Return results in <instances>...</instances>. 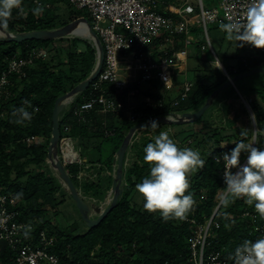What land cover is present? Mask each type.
Listing matches in <instances>:
<instances>
[{
    "label": "trees",
    "instance_id": "obj_1",
    "mask_svg": "<svg viewBox=\"0 0 264 264\" xmlns=\"http://www.w3.org/2000/svg\"><path fill=\"white\" fill-rule=\"evenodd\" d=\"M39 1L42 4H39ZM64 1L68 0H22L21 4H28V9L21 12V6L20 8H14L4 28L12 33L58 28L57 18L52 16L51 13H54L57 5ZM69 4L71 3L69 2ZM37 6H41L43 11L39 15H34L32 9ZM181 37H184V35ZM42 40L44 41V39ZM56 40L62 42L56 44ZM37 41L39 40L33 39L22 42L0 40V75L7 69L9 60L13 56L28 57L33 49L48 47L37 44ZM64 41L63 39L45 40L47 44L52 42V48L59 50L56 56L57 62L52 56L38 58L31 66L27 67L26 76L17 73L10 76L11 84L9 88L11 94L9 98L0 101V187H3L5 191L22 193L19 196V209L22 212L20 218L33 219L38 229L46 227L51 231L58 230V240L52 247V251L57 253L65 264H193L190 260L189 239L193 235L195 227L185 219L170 218L165 220L158 212L145 210L143 197H141L140 203L136 200L134 202L132 199L134 186L141 182L150 171L149 165L143 160V148L148 143L147 140H143L141 146H139L138 140L129 145L128 148L133 150L135 160L133 158L130 165L124 166L123 191L120 199L116 207L109 212L99 225L83 234H78L75 225L61 227L55 219H50L49 213L57 205L66 201V198L60 200L56 196V191L62 187V184L44 166L48 157L54 104L60 95L89 77L97 62V50L93 42H87V47L80 51H66L62 46ZM153 51L154 57H157L156 52L157 54L159 52L157 50ZM64 52H66L65 55H63ZM176 70L179 71V67ZM248 70L250 69H235L229 70V73L233 76ZM214 71H216L214 74L210 72V76L205 79L199 81L197 79L188 92L186 99L179 106L172 107L170 101H168V104L161 108L155 105H146L144 100H140L133 110L140 114L135 122L127 118L124 119L125 121L113 122L112 118H120L124 115H122L123 113L116 115L109 112L103 116L104 119H107L106 128L112 129L115 135L120 129L126 128L129 130L137 122L166 114L171 110L181 112L197 110L213 91L228 80L227 75L219 68ZM175 75L174 83L177 82ZM153 85L163 86L157 82ZM106 87L107 89L112 88L109 84H106ZM90 88L76 96L71 104L72 108L84 101ZM154 88L147 87L143 91V96L149 94L156 98H162L157 91H153ZM254 90L259 99L254 100L251 107L255 111L257 124L262 125L264 123V86ZM21 107L28 111L31 116L23 123H17L18 118L13 113L16 108ZM2 111L6 112L2 115ZM87 117L88 121L79 122L71 111H67L60 117V129L63 132L64 126L68 124L71 130L70 134L77 137L78 144L87 147L92 133L90 126L98 124L99 129L93 130L96 134L94 132L92 136L101 137L95 147V150L100 153L101 141H106L104 136L111 134H105L100 129V126H102L101 117L95 114V111L89 112ZM205 120L200 119L198 124L206 122ZM118 123L119 125H117ZM149 130H152V128ZM32 134L47 136V141L45 143L28 144L25 138ZM125 134H123V138ZM192 135L188 136H191L194 140L196 135ZM251 137L252 133L247 137L238 138L239 141L246 143ZM262 137L258 133L257 147H261L259 142L262 141ZM148 138L153 137L147 135L146 139ZM234 139V133L228 135L222 134L221 131L215 133L217 142ZM122 140L117 146V150L122 144ZM203 141L197 142L198 144L195 143V147L202 146L200 154L205 160V165L203 168H198V171L188 178L190 185L188 191L191 192L194 202L186 213L189 216L196 217L202 223L210 217L218 203L219 190L225 189L223 181L224 165L221 162L217 163L214 158L234 147V144H229L228 147L219 148L209 145L208 141ZM241 157L246 159L247 153L242 151ZM87 161L91 162L92 160L88 159ZM97 161H101L100 157ZM30 164H34V168H28L27 166ZM35 167H37L36 171ZM66 168L72 180L74 182L78 181L76 174L80 169V165L76 163L67 165ZM23 177H27L24 184L22 183ZM101 184L96 180H85L81 185V190L85 195L103 197L105 191H103ZM111 185L112 182L108 187ZM101 188L102 191H100ZM90 192L92 193L90 194ZM67 195L71 196L68 193ZM229 200L230 202L226 206L221 205V209L225 213L220 214L218 217L221 226L216 229L217 237L214 240V245L217 248L222 247L224 243L228 246L223 250V258L229 257L232 250L243 239L255 240L258 237L257 234L250 233L247 221L241 218L240 215L242 208L248 206L253 209L254 205L247 204L243 197H229ZM228 214H234V216L231 217ZM260 221H264V217L261 216ZM3 247L0 254V264H7L12 254L6 243Z\"/></svg>",
    "mask_w": 264,
    "mask_h": 264
},
{
    "label": "built area",
    "instance_id": "obj_2",
    "mask_svg": "<svg viewBox=\"0 0 264 264\" xmlns=\"http://www.w3.org/2000/svg\"><path fill=\"white\" fill-rule=\"evenodd\" d=\"M68 1L77 8L88 11L92 18L91 25L104 47L103 67L98 77L90 84L91 88L84 101L72 108L71 104L75 99L73 98L65 107L66 111H71L79 122L88 121L87 114L91 111H95L97 115L109 112L116 115L123 113V118L120 117L118 122L125 118L135 122L140 114L133 110L140 100H144L146 105L165 107L168 104L165 98H156L149 94L143 96V91L146 87L154 88L153 84L156 82L168 90L173 86L174 67H179V72L183 70L188 57L186 46L194 40L191 32L194 22L198 21L204 26L206 33L207 24L210 22H243L246 7L250 2V0H220V6L217 8L205 6V0ZM39 4L42 3L39 1ZM85 24L89 36L88 24ZM182 35L184 37H181ZM176 37L182 45L172 51V57L168 56V50H163L162 53L165 55L161 54L158 57L152 55L153 50L149 53L152 49L150 46L174 44ZM92 42L96 47L95 42ZM202 48H206L205 43L202 44ZM257 49L264 52V49ZM48 56L49 51L45 47L33 49L28 57L13 56L9 60L7 69L0 75V101L9 98L11 94L9 88L11 75L17 73L26 76L27 67L31 66L36 59ZM142 83H146L145 88L142 87ZM106 84L111 85L112 88L107 89ZM183 85V92L170 101L172 107L179 106L186 99L194 82L186 79ZM153 91L156 92L157 88ZM141 96L143 98L139 99ZM5 112L2 111L1 114ZM181 114V111L171 110L165 115L169 119H178ZM101 122L105 134L114 133L112 129L105 127L103 118ZM70 131V126L66 124L62 136L64 141L60 145L61 156L67 164L80 165L76 174L80 184L85 180L95 181V178L99 177L102 164L82 161ZM136 133L130 145L139 138L140 135ZM41 137L32 134L26 136L25 141L28 144L41 143ZM187 141L190 143L191 139ZM228 145L227 143L225 147ZM68 146L72 148V155L66 154L65 148ZM129 149L126 152L125 166L130 165ZM220 162L223 163L222 160ZM223 195L224 193L219 196L218 203L205 222L202 223L196 217L187 214L182 218L195 227L189 239L190 260L193 264H234L231 255L223 258V250L228 247L225 243L219 248L214 245L217 237L216 229L221 226L218 217L225 213L220 203ZM19 203L20 198H17V193L5 191L3 187H0V254L6 243L12 254L7 264H65L61 257L52 251V247L58 240V230L51 231L46 227L38 229L33 219L20 218L22 212L19 209ZM240 215L247 221L250 233L257 234L258 237L264 235V221H260L261 216L255 208L250 209L245 206ZM228 216L233 217L234 214H228Z\"/></svg>",
    "mask_w": 264,
    "mask_h": 264
},
{
    "label": "rangeland",
    "instance_id": "obj_3",
    "mask_svg": "<svg viewBox=\"0 0 264 264\" xmlns=\"http://www.w3.org/2000/svg\"><path fill=\"white\" fill-rule=\"evenodd\" d=\"M205 6L207 7H217L219 8L220 6V0H205ZM22 11L24 12L26 9H28V4L24 5L22 3L21 5ZM55 13V14H54ZM52 12V16H55L57 24L59 27H61L64 23H69L71 21H75L76 19L79 18H86L90 24H92V18L89 15L87 10H81L79 11L76 7L73 5L69 4L68 1H64L63 3H59L56 7V10ZM220 14L222 16V10L220 9ZM225 23V22H210L207 24V33L205 32L204 26L200 25L198 21L194 22L191 28V32L194 35V40L191 41L186 46V49L188 51V57L186 59V63L183 65V70L179 72L176 70L174 67L173 70V79L174 75L176 76L177 82L173 84V86L165 92V90L160 89L158 94L162 97L165 98L167 101H173L174 98L179 96L184 89V81L187 79L189 81L195 82L197 79L202 80L203 78L205 79L207 76H210V72L214 74L217 68L224 72L226 75L229 73V70H240L244 68H255L258 66L264 67V52L260 51L259 49L255 48L254 46L247 44V43H242L236 39H229L226 35V33L220 28V24ZM65 37V38H64ZM176 37L175 43H164L162 46H150V51L151 53L152 50H157L159 54L156 52V56L158 57L159 55L162 54L163 50H168L171 51L169 52L168 56L172 57V51L175 49H178L182 43L179 41ZM56 39H63L65 40L62 44L63 49L66 51H80L81 49H85L88 45L87 42H92L91 38L87 35H81V34H76L72 33L69 34L68 36H63L61 38H56ZM77 39V40H75ZM49 40V39H48ZM62 41H55V43H61ZM37 44H41L43 46H48L46 47L49 51V56H52L54 58L55 62H57V54H58V49L57 48H52L53 43L47 44L45 40H39L36 42ZM206 44V48H202V44ZM154 51H152V55L154 56ZM66 52L63 53L65 55ZM66 57V56H65ZM98 59V57H97ZM77 73V72H76ZM236 75V74H235ZM232 76V75H231ZM234 76V75H233ZM236 84H230L227 86L225 89H223L221 92L224 91V94H237V88L242 92V94H245V97H247V101L251 104V106L254 104V99H259V97L255 94L254 89H260L261 87L264 86V73L263 72H257L252 75L240 78L236 80ZM146 83H142V87L144 88ZM11 92V91H10ZM165 93H168V96H166ZM158 95V96H159ZM221 96V94L218 96V98ZM143 98V96L139 97V99ZM240 98V95H239ZM217 99V98H216ZM217 100L214 101V103L211 104V106L203 113L201 116V120H205L206 122H202L198 124L199 120H195L189 123H182V124H171L172 126H169V124H159V126L156 129L153 130H146V129H151V128H140L136 130V134H139V138L137 139L139 141V146L142 145L143 140H147L148 143L152 142L154 140V137L158 135L161 131L166 132L170 138L173 139V141L177 144L178 147L184 148V147H189L197 151H201V147H195V143H199V141L206 142L209 145L216 146L220 148V145H227L228 144H234V142H239V138L237 135H240L241 129L236 130L234 133L235 139L228 141V140H221V142H217L215 140V133L221 131L222 134L228 135L231 134V128H226L224 126V122H221V116H213L214 113H216L217 108ZM68 105V104H67ZM66 111H63V113ZM68 111V110H67ZM67 111L65 113H67ZM69 112V111H68ZM62 113V114H63ZM105 114L100 113L99 116L101 118H104ZM123 118V117H122ZM256 118V116H255ZM112 120L115 122H118L119 118L115 117L112 118ZM255 119L253 120L251 114H250V120L248 121H243L244 126H247L251 131H248L247 128V135L252 133V137H255V144L257 145L258 140V133L261 134L262 141L259 142L261 147H264V123L262 125H259L255 123ZM98 123V122H97ZM138 123V122H137ZM107 119H104V125L105 127L107 126ZM136 124V123H135ZM98 125V124H97ZM94 125L90 126V129L92 133L99 129V126ZM119 125V124H118ZM133 126V125H132ZM131 126V127H132ZM130 127V128H131ZM160 127V128H159ZM256 127V131H255ZM129 128V130H130ZM159 128V129H158ZM100 129H102V126H100ZM220 129V130H219ZM126 128L125 129H120L119 132H117L115 135H107L104 136L106 141H101V151L98 153L95 150V147L97 146V142L100 141L101 137L96 138L95 136H92L89 138L90 143L88 144L87 147H83L80 143H76V149L77 151L80 152L82 160H88L91 159V162L97 161V159L100 157V162L102 163L103 170L101 168L100 172H109L108 174L110 175L108 178L106 177V181H104V177H99L95 180L96 182H99L101 184V187L103 188V191H105L103 197H96L93 195H87V200L91 202H100L103 200L108 201L111 196V186L108 187L110 182L114 180V171L115 167L113 165V160L114 157H116L117 153V146L121 142L123 138L124 133H128ZM143 130V132H141ZM218 130V131H217ZM149 131H151L149 133ZM156 132V133H153ZM96 134V132L94 133ZM125 134V135H126ZM153 134H156L155 136ZM192 134H195L196 137L193 138ZM257 134V135H255ZM147 135H152L153 138H148L146 139ZM191 135V136H188ZM246 136H242L247 137ZM67 136V134H65ZM180 136V137H178ZM188 136V137H186ZM241 137V135H240ZM252 137L246 142V143H253ZM144 138V139H143ZM124 139V138H123ZM188 139H191V142L188 143ZM104 140V139H102ZM41 143H45L47 141V136H42L40 139ZM63 138L60 139V145L63 142ZM123 141V140H122ZM50 143V142H49ZM197 143V144H198ZM121 145V144H120ZM204 145H206L204 143ZM206 147V146H205ZM228 147V146H227ZM203 149V148H202ZM229 151V150H228ZM201 153V152H200ZM59 157L61 160L62 154H61V146H59V151H58ZM134 153L131 148L129 149V159L130 163L131 160L134 158ZM23 159V157H22ZM135 160V158H134ZM245 159L241 157V161L243 162ZM64 161V160H63ZM65 163V161H64ZM66 165V164H65ZM49 169V172L52 173L54 176H56L57 180L61 183L59 179V175L55 168L51 165L50 161L46 160V163L44 164ZM67 166V165H66ZM28 168H34V164H30L27 166ZM35 167V171H36ZM198 171V168L192 171L188 178L193 176L196 172ZM91 174V173H89ZM14 176V174H13ZM100 176V175H99ZM105 176V175H104ZM25 181H27V177L22 178V183L24 184ZM76 185L78 184V181H75ZM62 184V183H61ZM102 188L100 191H102ZM225 192V189L222 188L219 190L218 195H217V200H219V196ZM67 193L70 195V193L66 190V188L63 186L60 187L56 191V196L61 198H66V201L61 203L60 205H57L52 212L49 213V217L51 220H56L59 226L61 227H67L70 225H75L77 227L76 233L78 234H83L87 232L89 229H91L87 222H85L82 219V216L78 210V207L75 204V201L71 196H68ZM83 193V191H82ZM92 192H90L91 194ZM96 194V193H95ZM141 197L142 195L137 192L136 187L134 186V191L132 192V199L135 202V200L140 203L141 202ZM135 198V199H134ZM101 203V202H100ZM94 216V215H93ZM96 217V216H94Z\"/></svg>",
    "mask_w": 264,
    "mask_h": 264
},
{
    "label": "clouds",
    "instance_id": "obj_4",
    "mask_svg": "<svg viewBox=\"0 0 264 264\" xmlns=\"http://www.w3.org/2000/svg\"><path fill=\"white\" fill-rule=\"evenodd\" d=\"M21 2L22 0H0V29L7 25L12 10L20 8ZM42 11L41 6L32 9L34 15H39ZM244 17L243 22L221 23L220 28L229 39L234 38L255 48L264 49V0H250ZM13 114L18 118L17 123H23L31 116L22 107L16 108ZM158 126L155 120L143 125V127L152 129ZM63 135L64 132L61 131L60 139ZM240 135L246 136L247 130L242 129ZM71 137L73 138L72 135ZM252 140L253 143L234 142L233 148L214 158L217 163L222 160L224 165L225 192L220 203L226 206L230 202L229 197H243L247 204L254 205L257 213L264 217V147L256 146L255 137H252ZM74 145L76 147L75 141ZM220 147L223 148L225 145L221 144ZM242 151L247 153L244 162L241 161ZM143 153V160L149 165L150 171L135 187L143 197L144 209L149 212H158L165 220L184 218L194 202L191 192L188 191L190 187L188 176L195 169L203 168L205 165L200 152L189 147H178L166 132L161 131L152 142L146 144ZM114 167L116 171V164ZM81 185L78 182L76 187L86 198L87 195L82 193ZM20 195L22 193H17V198ZM110 199L96 203L106 207ZM92 215L96 216L95 213ZM231 258L234 264H264V235H260L255 240L243 239L231 253Z\"/></svg>",
    "mask_w": 264,
    "mask_h": 264
},
{
    "label": "water",
    "instance_id": "obj_5",
    "mask_svg": "<svg viewBox=\"0 0 264 264\" xmlns=\"http://www.w3.org/2000/svg\"><path fill=\"white\" fill-rule=\"evenodd\" d=\"M79 22H85L88 24L89 37L91 38L92 41L95 42L98 59L89 77H87L86 79L82 80L80 83L75 85L71 90L60 95L55 101L52 112V132L50 137V143L48 145V160L57 171L61 183L75 201V204L78 207L82 219L85 222H87L90 228H93L99 225L100 222L109 214V212H111L116 207L120 199V196L123 191L122 182L124 178V164H125L124 159L127 149L131 143L132 137L137 129L146 128L143 127V125L148 124L152 120L157 121L158 124H164V123L182 124V123H189L198 120L201 118L203 113L211 106L212 102L214 101V99L216 98L219 92H221L230 84H234L236 80L240 78L252 75L257 72L264 73V67L258 66L248 71L238 73L232 77H228V80L225 83H223L220 87H218L215 91H213L200 108L194 111L182 112L181 116L178 119H169L165 114H162L134 124L130 128L128 133L125 135L122 144L117 150L116 157L114 159V162L116 164V171L111 186L112 198L110 199L108 205L104 207L102 204H97L95 202L90 203L88 200H86V198L81 194L79 189L76 187L74 181L72 180L70 174L66 170V167L58 154L59 141L61 137V131H60L61 113L64 111L67 102H69L70 100L78 96L80 93L87 90L90 84L98 77L103 67L104 47L102 45L99 35L95 32V30L93 29L92 25L88 22V20L82 17L55 29H36L26 32L12 33L3 27L2 29H0V40L22 42L33 39L46 40V39L61 38L63 36H68L69 34L74 33L73 31ZM255 131H256V127H255ZM93 213H95L96 217L92 215Z\"/></svg>",
    "mask_w": 264,
    "mask_h": 264
},
{
    "label": "crops",
    "instance_id": "obj_6",
    "mask_svg": "<svg viewBox=\"0 0 264 264\" xmlns=\"http://www.w3.org/2000/svg\"><path fill=\"white\" fill-rule=\"evenodd\" d=\"M227 77H232V76L227 73ZM234 84H236V83H234ZM153 86L155 88H157V91L160 89L165 90V92L168 91V89L164 88L163 86L162 87H160V85H153ZM237 93L240 95V98H239V95H237L235 93L234 94H231V93L230 94H224V91H223V92H219L217 94V96H216L217 99L216 98L214 99V101L217 100L218 102L216 105V108H217L216 111L217 112L214 113L213 116H216V118H218V116H221V122H224V126L226 128L232 129L231 134L233 132H235V129L237 131L240 129L241 130L242 129L247 130L248 127L244 126L243 121H247V120L249 121L250 120V114H251L252 118H253V114H254L255 123L257 125V120L255 118V116H256L255 111L251 107L250 103L247 101V97H245V94H242V92L238 88H237ZM165 94H166V96H168V93H165ZM220 94H221V96L218 98V96ZM214 101L212 103H214ZM115 120H116V117H115ZM255 123H254V125H255ZM169 126H172V125L169 124ZM146 130H149V129H146ZM248 130H250V129L248 128ZM141 132H143V130ZM237 136L240 137V135H237ZM73 140L75 141V143H78V141H79V140H77V137H75V136H73ZM114 159H115V157H114ZM82 161L89 163V161H86V160H82ZM97 162L101 163L100 161H97ZM90 163H92V162H90ZM114 164L115 163L113 160V165ZM102 170H103V166H102ZM108 173L109 172H104L102 175V172H101V174H99L100 175L99 179L101 177H104V181H106V177L108 178L110 176Z\"/></svg>",
    "mask_w": 264,
    "mask_h": 264
},
{
    "label": "bare ground",
    "instance_id": "obj_7",
    "mask_svg": "<svg viewBox=\"0 0 264 264\" xmlns=\"http://www.w3.org/2000/svg\"><path fill=\"white\" fill-rule=\"evenodd\" d=\"M76 34L87 35V26L85 23L80 22L73 31ZM66 154L72 155V148L70 146L65 148Z\"/></svg>",
    "mask_w": 264,
    "mask_h": 264
}]
</instances>
